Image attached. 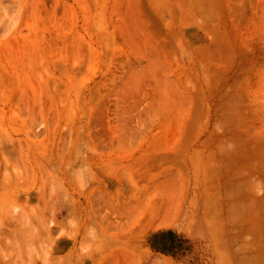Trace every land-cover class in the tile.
Returning <instances> with one entry per match:
<instances>
[{
    "label": "rangeland",
    "instance_id": "1",
    "mask_svg": "<svg viewBox=\"0 0 264 264\" xmlns=\"http://www.w3.org/2000/svg\"><path fill=\"white\" fill-rule=\"evenodd\" d=\"M263 2L0 0V264H264Z\"/></svg>",
    "mask_w": 264,
    "mask_h": 264
},
{
    "label": "bare ground",
    "instance_id": "2",
    "mask_svg": "<svg viewBox=\"0 0 264 264\" xmlns=\"http://www.w3.org/2000/svg\"><path fill=\"white\" fill-rule=\"evenodd\" d=\"M251 2V1H250ZM263 4H264V2H263ZM263 4H260L261 6L260 7H264V5ZM248 7V9H249V6H247ZM250 9H252V7L250 8ZM250 11V10H249ZM248 11V12H249ZM250 13V12H249ZM259 13V12H258ZM261 14H262V12H261ZM250 15V14H249ZM260 23H262V22H260ZM239 191L240 190V187H230V189H229V192H231L232 193V191H233V193H234V191ZM239 193V192H238ZM235 194V193H234ZM236 195H238V194H236ZM246 196H247V193H246ZM236 199V198H235ZM235 199H233V200H231V201H228L227 202V212L229 213L228 215H230V214H232L233 212L235 213L236 211H238V210H240V212H241V210L243 209H245V208H247L248 206H249V209H251L252 210V207L251 206H253V211L255 212V216L253 215L252 217L251 216H246V217H243L238 223V226H232V223H233V219L231 218L232 216L230 215V217H229V221H230V223H229V225L227 226V230H226V241H225V243H222L221 245H220V247L222 248V249H224V248H226V247H230L231 245H233V243H236L238 240H239V238L242 236V234H244L245 232H247L248 231V227H247V223L249 222V221H252V219L251 218H256L257 220H258V214H259V211H258V207L256 206L257 205V203H256V205H255V202H257V200H258V198L257 197H255V196H253V198H251V202H250V204H248V205H246L245 207H244V205L243 204H246V203H238V202H236L235 201ZM253 204V205H252ZM241 206H243V207H241ZM249 213H251L250 211H249ZM228 215H227V217H228ZM185 219L187 220V222H189V224L193 221V214H188L186 217H185ZM253 231V230H252ZM254 235L255 236H257V234H255L254 233ZM257 245H258V241H257V238H256V241L255 242H253V244L251 245V246H241L240 247V249H241V252L244 254V256L242 255V256H240V254H238V255H236V254H234L232 257L234 258V259H240V258H245V255L246 254H250L252 251H254L255 249H257ZM253 253V252H252ZM240 256V257H239ZM253 256H255L256 257V259L260 256V254L258 253V252H255V254L254 255H252V257ZM245 264H247L246 263V260H245ZM253 264V263H252Z\"/></svg>",
    "mask_w": 264,
    "mask_h": 264
}]
</instances>
